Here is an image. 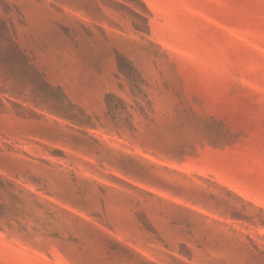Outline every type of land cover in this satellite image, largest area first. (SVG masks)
<instances>
[{
	"label": "rangeland",
	"instance_id": "374dc122",
	"mask_svg": "<svg viewBox=\"0 0 264 264\" xmlns=\"http://www.w3.org/2000/svg\"><path fill=\"white\" fill-rule=\"evenodd\" d=\"M0 264H264V0H0Z\"/></svg>",
	"mask_w": 264,
	"mask_h": 264
}]
</instances>
